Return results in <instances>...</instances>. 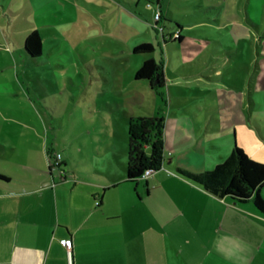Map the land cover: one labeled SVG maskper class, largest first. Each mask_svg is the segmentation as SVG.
<instances>
[{
  "label": "rangeland",
  "instance_id": "1",
  "mask_svg": "<svg viewBox=\"0 0 264 264\" xmlns=\"http://www.w3.org/2000/svg\"><path fill=\"white\" fill-rule=\"evenodd\" d=\"M68 1L74 18L47 32L57 33L45 41L42 64L21 83L7 39L27 35L34 12L28 0L18 10L0 0L1 141H15L5 129L27 125L12 115L38 119L42 138L54 147V158L40 156L63 182L114 162L106 141L126 151L129 116L161 115L174 158L190 170L213 168L234 144L264 162V0ZM162 32L183 38L165 43ZM145 41L154 52L133 53ZM149 56L163 58L156 83L163 77L165 85L158 89L134 78ZM21 158L13 152L9 164ZM169 167L159 171L170 173ZM260 193L264 198V185Z\"/></svg>",
  "mask_w": 264,
  "mask_h": 264
},
{
  "label": "crops",
  "instance_id": "2",
  "mask_svg": "<svg viewBox=\"0 0 264 264\" xmlns=\"http://www.w3.org/2000/svg\"><path fill=\"white\" fill-rule=\"evenodd\" d=\"M28 1L7 2L14 10L19 3L33 9L26 34L36 30L41 39L36 58L22 49L27 35L7 39L15 46L21 83L42 64L45 41L57 33L47 32L74 18L68 0ZM12 116L27 125L5 129L4 137L14 142L0 140V174H10L0 178V264H67L64 239L71 240L73 264H264V214L251 201L217 196L180 175L176 168L188 167L181 156L174 158V143L165 135L163 167L170 166V173L157 170L127 181V150L106 141L114 162L102 157L108 166L60 182L40 156L47 158L54 147L42 138L38 119ZM13 152L25 160L9 164Z\"/></svg>",
  "mask_w": 264,
  "mask_h": 264
},
{
  "label": "trees",
  "instance_id": "3",
  "mask_svg": "<svg viewBox=\"0 0 264 264\" xmlns=\"http://www.w3.org/2000/svg\"><path fill=\"white\" fill-rule=\"evenodd\" d=\"M178 26V25H176ZM164 27L161 28L163 31ZM170 33L162 32V40L181 41L183 35L179 33L174 38ZM28 56L36 58L41 53V39L36 30L31 31L24 40L22 47ZM155 46L152 42H141L133 46V53H153ZM163 58L157 60L153 56L145 58L137 68L134 78L152 81L156 89L165 85V78L160 77ZM164 117L156 116H129L127 121V159L125 179L135 181L142 177L146 169L153 172L163 165V138ZM49 159H52L49 153ZM50 164V163H48ZM64 164V163H63ZM57 165H60L57 164ZM50 169L53 164L48 165ZM177 172L201 184L207 191L220 196L229 197L234 202L244 203L251 201L257 210L264 214V198L260 190L264 185V162L250 157L245 151L234 144L228 155L216 163L213 168L203 171H193L178 167ZM1 179H6L0 174Z\"/></svg>",
  "mask_w": 264,
  "mask_h": 264
},
{
  "label": "built area",
  "instance_id": "4",
  "mask_svg": "<svg viewBox=\"0 0 264 264\" xmlns=\"http://www.w3.org/2000/svg\"><path fill=\"white\" fill-rule=\"evenodd\" d=\"M155 18H159V12H156L155 13ZM61 154L60 153H57L56 156H55V159H54V163L55 164H58V160L61 158ZM54 158V157H53ZM163 166V165H162ZM161 166V167H162ZM153 171L151 169H146L143 174H142V177H147L148 175H150ZM62 243L63 245L65 246L66 248V256H67V264H73V259H72V252H71V240L70 239H64L62 240Z\"/></svg>",
  "mask_w": 264,
  "mask_h": 264
}]
</instances>
